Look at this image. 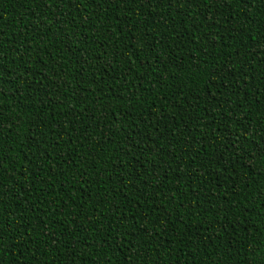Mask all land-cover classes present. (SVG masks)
Segmentation results:
<instances>
[{
	"label": "trees",
	"instance_id": "1",
	"mask_svg": "<svg viewBox=\"0 0 264 264\" xmlns=\"http://www.w3.org/2000/svg\"><path fill=\"white\" fill-rule=\"evenodd\" d=\"M0 72V264H264V0H0Z\"/></svg>",
	"mask_w": 264,
	"mask_h": 264
},
{
	"label": "snow or ice",
	"instance_id": "2",
	"mask_svg": "<svg viewBox=\"0 0 264 264\" xmlns=\"http://www.w3.org/2000/svg\"><path fill=\"white\" fill-rule=\"evenodd\" d=\"M177 3V4H179L180 3V0H155V3H157V4H160V5H168V6H171L173 3ZM184 2H186V3H191V2H193V0H184ZM204 2H205V4H207V2H208V0H204ZM214 2H223V3H227V0H214ZM252 2V0H244V3H245V5H247V4H249V3H251ZM141 3L143 4V3H147V4H149V5H152L153 4V0H141ZM181 15H183V13L181 12L180 13ZM146 38V37H145ZM211 47L214 49L215 48V45L213 44V45H211ZM205 55H207V53H205ZM209 59H211V57H209ZM86 62V61H85ZM161 63H163V61H160ZM200 63H207V61H197L196 62V68H197V71H199L200 69H199V65H200ZM231 71V69L227 66V65H225L223 68H222V70L221 71H213V72H211L210 73V75H209V79H208V81H207V83L208 84H213V77H219V78H225L228 74H229V72ZM0 76H2V72H0ZM226 95H227V93H226ZM215 97H212V99H214ZM228 144L230 145V150L231 149H236V151L235 152H233V155H235L236 156V163H240V160L241 159H247V157L245 156V157H242L241 155H240V151H239V149L237 148V146H236V144L234 143V142H232V141H229L228 142ZM262 150H264V146H262ZM223 157H221V159H222ZM253 159H255V156H253ZM198 170V169H197ZM227 169H225V171H226ZM226 210V209H225ZM3 212V208L2 207H0V213H2ZM117 219H120L119 217H117ZM109 227H111V225H109ZM2 233H3V221L2 220H0V257H2L3 256V250H2V245H3V235H2ZM110 247H114L115 249H119L120 247H121V245L119 244V243H116V244H111V245H109ZM132 255H133V258H137L136 257V253L135 252H133L132 253ZM145 264H148V262L146 261L145 262ZM152 264H155V261H152Z\"/></svg>",
	"mask_w": 264,
	"mask_h": 264
}]
</instances>
